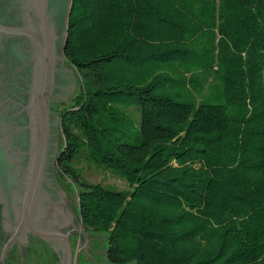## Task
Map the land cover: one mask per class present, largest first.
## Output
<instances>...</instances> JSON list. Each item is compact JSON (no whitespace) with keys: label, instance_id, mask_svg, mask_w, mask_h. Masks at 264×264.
<instances>
[{"label":"trees","instance_id":"trees-1","mask_svg":"<svg viewBox=\"0 0 264 264\" xmlns=\"http://www.w3.org/2000/svg\"><path fill=\"white\" fill-rule=\"evenodd\" d=\"M63 55L56 169L107 264H264V0H72Z\"/></svg>","mask_w":264,"mask_h":264},{"label":"water","instance_id":"water-1","mask_svg":"<svg viewBox=\"0 0 264 264\" xmlns=\"http://www.w3.org/2000/svg\"><path fill=\"white\" fill-rule=\"evenodd\" d=\"M71 4L0 0V179L6 180L0 198L16 210L18 228L49 245L60 264H78L90 240L56 180L61 119L49 109L53 101H69L75 89V71L63 55ZM73 233L83 236L75 254Z\"/></svg>","mask_w":264,"mask_h":264},{"label":"rangeland","instance_id":"rangeland-1","mask_svg":"<svg viewBox=\"0 0 264 264\" xmlns=\"http://www.w3.org/2000/svg\"><path fill=\"white\" fill-rule=\"evenodd\" d=\"M175 67H171L170 65L166 64L165 66H160L154 71H160L163 74L160 75L163 76L165 73L173 74L175 77L181 76V71L175 70ZM183 71V70H182ZM75 73V89L72 93V95L69 97L70 100L62 103L59 106H55L52 108V112H60L62 108L59 109V107H62L63 105H68L69 102L74 98V96L80 91L81 81L80 78ZM186 75V74H185ZM174 92L173 89L164 88L163 86H159L157 88V93H170L172 94ZM68 103V104H67ZM131 116L134 120V123L136 124L139 122V114L134 108L129 109ZM62 135L60 130L58 131V148H61L62 146ZM75 166L78 169L81 176L91 183H101L102 185L108 186L110 188L118 189V190H127L128 185L124 179H122L119 175L113 173L111 170H106L99 164H95L83 156L79 157L76 162ZM55 176L56 180L64 194V197L66 199L67 206L69 207L70 211L74 214L78 222H80L79 212H78V200H77V190L73 182L65 178L63 179L59 174L58 170L56 169L55 165ZM89 243L87 247V251L84 254H81L78 258V264H107L105 260V250H106V240L105 235H98V234H91L89 233ZM75 241L79 242L78 245L81 247L83 245V236L78 235L75 237ZM75 243V242H73ZM36 251L42 252V255L45 256L46 254H49L48 248L45 247L43 244H40L38 248L35 249ZM41 264H49L47 258H41L40 260Z\"/></svg>","mask_w":264,"mask_h":264},{"label":"flooded vegetation","instance_id":"flooded-vegetation-1","mask_svg":"<svg viewBox=\"0 0 264 264\" xmlns=\"http://www.w3.org/2000/svg\"><path fill=\"white\" fill-rule=\"evenodd\" d=\"M62 104V101H53L49 105L50 113L59 116L60 112H52V108ZM62 107H59V109ZM57 164V162H56ZM1 176V174H0ZM2 181L6 180H1ZM22 185V183H20ZM46 199V196L44 197ZM9 198L8 201L13 203L14 201ZM6 199L0 198V264H41V258H47L49 264H60L58 254L44 241L39 238H35L25 228L19 227L17 222L14 221L16 210H13L6 204ZM62 205V203H59ZM11 209V210H10ZM10 211V212H9ZM58 223L61 224L60 231L62 232V217L57 218ZM72 227H67V230ZM80 234L73 233L70 236V242L72 245L73 253L80 248L79 242L75 241V237ZM75 242V243H73ZM40 244H43L48 248L49 254L36 251ZM83 246V245H82ZM81 246V247H82ZM81 254L85 253L81 252Z\"/></svg>","mask_w":264,"mask_h":264}]
</instances>
